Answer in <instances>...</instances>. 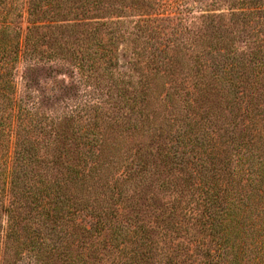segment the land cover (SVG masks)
Instances as JSON below:
<instances>
[{"label": "trees", "instance_id": "obj_1", "mask_svg": "<svg viewBox=\"0 0 264 264\" xmlns=\"http://www.w3.org/2000/svg\"><path fill=\"white\" fill-rule=\"evenodd\" d=\"M195 1L156 45L149 0H0V264H244L247 238L264 264V0L177 29ZM21 57L69 59L97 102L48 121Z\"/></svg>", "mask_w": 264, "mask_h": 264}, {"label": "rangeland", "instance_id": "obj_2", "mask_svg": "<svg viewBox=\"0 0 264 264\" xmlns=\"http://www.w3.org/2000/svg\"><path fill=\"white\" fill-rule=\"evenodd\" d=\"M227 1L228 0H196L189 12V18L182 21L183 24H178L177 29H181L182 26L189 24L191 21H194L195 25L199 24L201 19L198 18V16L201 13L211 14L226 12L228 7ZM149 3L150 5H144V7L154 14L157 13V18L149 24L153 27L155 26V33L153 35L154 40L152 39V41H155L156 45H158L157 41H166V37L171 35V25L173 22H177L176 17L175 20L168 21L166 16H172L175 13H178L177 11H179V8L176 10L174 4H171L170 0H149ZM20 6L23 7L20 27L24 34L27 25V14L25 12L26 5L24 4ZM139 13L140 11H134L130 18L135 19ZM79 36L84 38L85 34H79L78 37ZM86 48L89 51L95 49L93 41L90 42L84 39L81 51ZM132 51L133 48L128 41L122 40L116 43L117 63L114 68V76H117V73L119 72L121 73L120 75L123 74L122 77L126 80L129 79L132 73V79L135 81L136 75L133 74V68L135 66L131 64V62L134 61ZM30 65L35 66L37 70L32 76L33 82L29 84V88L26 90L24 71L26 67ZM14 66L12 72L14 73L13 79L16 95L23 96L26 90L29 94V98L26 100L28 101V104L32 102L35 107L34 109L43 114L48 121L51 119H53V121H59L62 114L70 113V107L74 105H77V110L83 108L84 111H90L91 105L97 102L96 100L97 96H99V89L96 88V90L94 88L91 80H85L82 78L79 69L69 59L64 60L60 57H51L49 59L44 58L35 63L33 59L21 57L15 62ZM103 82H107V80H103ZM109 82L110 81H108V83ZM100 87H102V83ZM25 126H28V123H25ZM19 129H22V124L19 126ZM2 184L3 178L0 175V192ZM3 219L4 217L1 218L2 221ZM250 242L251 240L247 238L245 243L249 249L243 250L241 254L244 264H255V254ZM27 260L28 259H23L19 261L18 264H26ZM262 261L264 263V259Z\"/></svg>", "mask_w": 264, "mask_h": 264}]
</instances>
